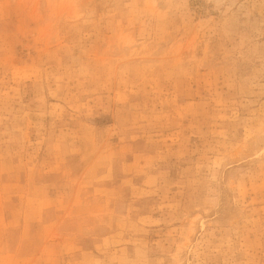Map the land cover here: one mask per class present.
Masks as SVG:
<instances>
[{"label":"rangeland","instance_id":"obj_1","mask_svg":"<svg viewBox=\"0 0 264 264\" xmlns=\"http://www.w3.org/2000/svg\"><path fill=\"white\" fill-rule=\"evenodd\" d=\"M0 264H264V0H0Z\"/></svg>","mask_w":264,"mask_h":264}]
</instances>
